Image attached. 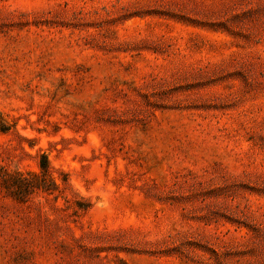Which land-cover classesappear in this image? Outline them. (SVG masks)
Masks as SVG:
<instances>
[{"label": "rangeland", "instance_id": "1", "mask_svg": "<svg viewBox=\"0 0 264 264\" xmlns=\"http://www.w3.org/2000/svg\"><path fill=\"white\" fill-rule=\"evenodd\" d=\"M0 264H264V0H0Z\"/></svg>", "mask_w": 264, "mask_h": 264}, {"label": "trees", "instance_id": "2", "mask_svg": "<svg viewBox=\"0 0 264 264\" xmlns=\"http://www.w3.org/2000/svg\"><path fill=\"white\" fill-rule=\"evenodd\" d=\"M42 169H46V164L44 162L41 163Z\"/></svg>", "mask_w": 264, "mask_h": 264}]
</instances>
